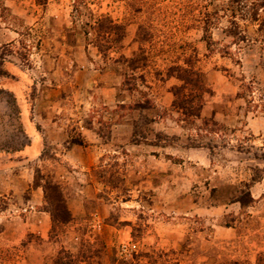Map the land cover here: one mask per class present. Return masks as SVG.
Segmentation results:
<instances>
[{
    "label": "rangeland",
    "instance_id": "obj_1",
    "mask_svg": "<svg viewBox=\"0 0 264 264\" xmlns=\"http://www.w3.org/2000/svg\"><path fill=\"white\" fill-rule=\"evenodd\" d=\"M1 4L0 264H264V0Z\"/></svg>",
    "mask_w": 264,
    "mask_h": 264
},
{
    "label": "trees",
    "instance_id": "obj_2",
    "mask_svg": "<svg viewBox=\"0 0 264 264\" xmlns=\"http://www.w3.org/2000/svg\"><path fill=\"white\" fill-rule=\"evenodd\" d=\"M34 3L38 6H44L47 2V0H33ZM2 0H0V8H3L1 4ZM105 23V27L101 26L102 23ZM208 24V23H207ZM90 29L94 32L95 38L93 44L97 47L99 52L104 56L108 57V53L110 50L115 49V47L120 44V42L123 39L124 31L121 28V26L115 25L112 20H110L108 17H99L96 18L95 21H93L92 25H90ZM141 29V28H140ZM208 27L204 29V33L206 34L204 37L208 39L207 42V48L211 46V41L209 35H207ZM114 36V38H113ZM142 52V49L140 48L137 53H132V56L130 58H125L124 56H121V60L119 62H123L127 64L128 69L130 72H134L138 69L139 65V59L141 58L139 53ZM173 68L168 69V76L172 77L173 73L170 71ZM176 69L180 72H188V76H194L196 79L192 80V78L185 79V77H181V75H177L176 78L179 81H183L182 88L185 89L187 86H190L192 90H195V93H198L200 91L204 92V87L202 85V82L199 80V74L196 73V71L189 67V69H182L180 67H176ZM175 70V69H173ZM139 78V77H138ZM142 79V78H141ZM135 81L136 77L134 74L128 76L126 75L123 80V85L129 87L130 89L135 88ZM252 84H242L240 87V93H238V97L245 100L247 103V108L250 109H256V108H263L264 110V94L262 95V98H259V102H256L251 96H252ZM128 88V89H129ZM264 93V90H263ZM176 96V95H175ZM250 96V97H249ZM175 107H180L178 101V97H175ZM248 98V99H247ZM186 115V114H185Z\"/></svg>",
    "mask_w": 264,
    "mask_h": 264
},
{
    "label": "built area",
    "instance_id": "obj_3",
    "mask_svg": "<svg viewBox=\"0 0 264 264\" xmlns=\"http://www.w3.org/2000/svg\"><path fill=\"white\" fill-rule=\"evenodd\" d=\"M129 245L128 244H123L120 247V254L123 256H127L129 253Z\"/></svg>",
    "mask_w": 264,
    "mask_h": 264
},
{
    "label": "crops",
    "instance_id": "obj_4",
    "mask_svg": "<svg viewBox=\"0 0 264 264\" xmlns=\"http://www.w3.org/2000/svg\"><path fill=\"white\" fill-rule=\"evenodd\" d=\"M41 223H42V226L46 228V226H47V221H46V219H45L44 217H42V219H41ZM43 231H44V230H43Z\"/></svg>",
    "mask_w": 264,
    "mask_h": 264
}]
</instances>
